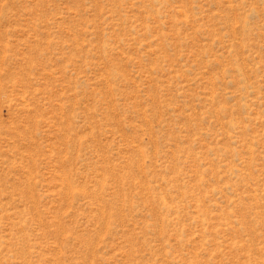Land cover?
Returning <instances> with one entry per match:
<instances>
[{"label":"rangeland","instance_id":"1","mask_svg":"<svg viewBox=\"0 0 264 264\" xmlns=\"http://www.w3.org/2000/svg\"><path fill=\"white\" fill-rule=\"evenodd\" d=\"M0 264H264V0H0Z\"/></svg>","mask_w":264,"mask_h":264}]
</instances>
